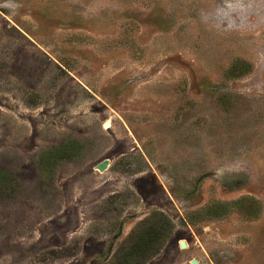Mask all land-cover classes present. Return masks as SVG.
Masks as SVG:
<instances>
[{
	"label": "rangeland",
	"instance_id": "rangeland-1",
	"mask_svg": "<svg viewBox=\"0 0 264 264\" xmlns=\"http://www.w3.org/2000/svg\"><path fill=\"white\" fill-rule=\"evenodd\" d=\"M155 214L145 264H264V0H0V264H140Z\"/></svg>",
	"mask_w": 264,
	"mask_h": 264
},
{
	"label": "trees",
	"instance_id": "trees-1",
	"mask_svg": "<svg viewBox=\"0 0 264 264\" xmlns=\"http://www.w3.org/2000/svg\"><path fill=\"white\" fill-rule=\"evenodd\" d=\"M68 151V150H67ZM59 155V153H58ZM60 157V155H59ZM58 157V158H59ZM61 158V157H60ZM62 159H59V161ZM153 219H145L139 225L135 227L130 234V239L136 240L132 249L129 250L128 254L132 257L137 256L140 259V264H145L150 259H153L160 251L165 241L168 238L170 232V222L162 214H155ZM140 226H145L140 228ZM135 233L138 234V238H135ZM154 245L153 249L148 248V245ZM148 255L141 261V258Z\"/></svg>",
	"mask_w": 264,
	"mask_h": 264
},
{
	"label": "water",
	"instance_id": "water-1",
	"mask_svg": "<svg viewBox=\"0 0 264 264\" xmlns=\"http://www.w3.org/2000/svg\"><path fill=\"white\" fill-rule=\"evenodd\" d=\"M107 166H108V161L107 160H104L102 161L101 163H99L95 168L99 171V172H103L104 170L107 169ZM183 242V241H181ZM180 246H181V243H180ZM186 245L184 246H181V248H185ZM191 264H197V262L195 260H191L190 261Z\"/></svg>",
	"mask_w": 264,
	"mask_h": 264
},
{
	"label": "bare ground",
	"instance_id": "bare-ground-1",
	"mask_svg": "<svg viewBox=\"0 0 264 264\" xmlns=\"http://www.w3.org/2000/svg\"><path fill=\"white\" fill-rule=\"evenodd\" d=\"M181 243V246H184L185 245V243L184 242H180Z\"/></svg>",
	"mask_w": 264,
	"mask_h": 264
}]
</instances>
